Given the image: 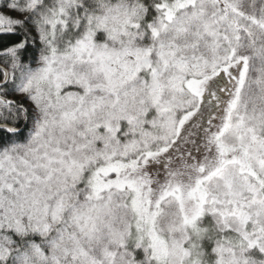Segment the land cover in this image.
I'll return each instance as SVG.
<instances>
[{
	"label": "snow or ice",
	"instance_id": "obj_1",
	"mask_svg": "<svg viewBox=\"0 0 264 264\" xmlns=\"http://www.w3.org/2000/svg\"><path fill=\"white\" fill-rule=\"evenodd\" d=\"M0 264H264V0H0Z\"/></svg>",
	"mask_w": 264,
	"mask_h": 264
}]
</instances>
